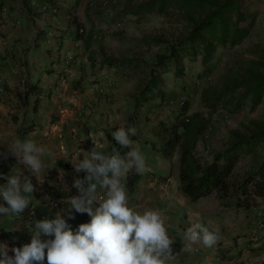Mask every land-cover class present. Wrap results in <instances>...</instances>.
Segmentation results:
<instances>
[{
	"label": "crops",
	"instance_id": "0c3cea01",
	"mask_svg": "<svg viewBox=\"0 0 264 264\" xmlns=\"http://www.w3.org/2000/svg\"><path fill=\"white\" fill-rule=\"evenodd\" d=\"M75 1L0 0V153L5 154L4 149L16 139L32 140L47 149L46 166L50 167L38 178L14 156L15 163L7 175L20 169L22 176L31 180L35 213L25 218L0 219V242L8 246V254L14 255L13 247L30 242L33 219L60 213L73 229L90 221L87 213L76 212L67 203L71 196L79 195L74 180L84 176L71 162L77 154L83 156L95 146L89 135L99 136L101 132L98 150L111 154L116 148L123 155L126 152L115 142L112 132L131 127L135 129L133 146L139 145L145 153L148 171L139 174L133 187L129 180L135 172L126 177L129 202L138 209L162 210L170 235L175 238L172 248L176 264H261L264 248L259 249L252 239L264 205L237 209L222 204L216 192L196 201L182 192L180 153L174 162V154L165 157L160 149L166 136L160 122L172 121L174 115L168 120L148 114L158 113L156 106L164 109L159 100L136 109L139 92L133 93L123 79L127 77L118 68L121 63L109 64L107 58L102 68L94 66L98 71L88 70L98 63L91 57V46L76 37L75 27L84 18L81 0L77 8H71ZM50 30L52 37L47 34ZM70 52L76 59L65 74L64 56ZM26 81L41 88V94L31 91L28 98H20L18 92H26ZM108 82L113 83L111 90L100 93L99 88ZM164 112L173 114L170 110ZM30 124H34L33 130L23 133L22 128ZM4 156L0 154V161ZM44 183L61 195L40 188ZM193 223L203 224L218 238L214 248L197 241L191 250H183L186 242L182 234Z\"/></svg>",
	"mask_w": 264,
	"mask_h": 264
},
{
	"label": "clouds",
	"instance_id": "9594fccd",
	"mask_svg": "<svg viewBox=\"0 0 264 264\" xmlns=\"http://www.w3.org/2000/svg\"><path fill=\"white\" fill-rule=\"evenodd\" d=\"M135 129L119 127L112 132L115 142L128 151L123 155L116 149L111 154L98 150L103 133L89 135L95 145L71 162L83 177L74 180L79 195L67 203L91 219L73 229L60 213L43 219H33L29 225L31 240L22 247H13L9 255L6 244L0 242V264H176L170 235V225L162 210L130 204L125 183L130 172L148 171L147 157L139 145L133 146ZM31 170L38 178L50 167L46 166L47 149L28 139H16L7 154ZM0 183V219H19L33 205L34 186L17 169L5 175ZM48 237L47 239H42ZM184 251L202 242L212 249L218 238L201 223H193L182 234Z\"/></svg>",
	"mask_w": 264,
	"mask_h": 264
},
{
	"label": "trees",
	"instance_id": "16d2710c",
	"mask_svg": "<svg viewBox=\"0 0 264 264\" xmlns=\"http://www.w3.org/2000/svg\"><path fill=\"white\" fill-rule=\"evenodd\" d=\"M79 0L71 6L77 8ZM177 7L190 15V28L182 38L165 42L167 52L158 53L150 68L148 81L135 97V108L159 100L167 101L166 74L171 73L177 79H184L188 66L185 60H200L199 76H208L216 68L217 55L220 50L232 48L242 43L255 26L257 11L249 10L243 0H149L134 6L136 14L145 11H165ZM107 63H121V60L107 59ZM26 92H18L20 98H28L31 91L41 94L42 89L35 83L26 81ZM243 88V90L241 89ZM205 103L217 107L223 100L233 109L249 105L252 109L264 102V73L252 72L233 83H228L218 91L206 94ZM192 99L184 98L173 109L172 121L160 122L166 134L161 149L162 155L171 158L177 151L180 153L181 190L191 200L196 201L214 192L222 204L237 209L257 208L264 205V160L258 168L243 178H233L234 171L242 158L254 153L264 145V128L254 131L249 136L239 138L225 149L213 155L211 160H204L196 154V147L208 127L209 119L199 112H190ZM34 124L22 128L23 133L33 130ZM124 152L128 149L124 148ZM7 154L8 149H4ZM14 156L7 155L0 161V173H7L13 164ZM140 179L135 173L129 180L133 187ZM4 178L0 177V183ZM38 184H35L37 187ZM45 188L60 196L61 192L44 183ZM52 189V190H50Z\"/></svg>",
	"mask_w": 264,
	"mask_h": 264
},
{
	"label": "rangeland",
	"instance_id": "374dc122",
	"mask_svg": "<svg viewBox=\"0 0 264 264\" xmlns=\"http://www.w3.org/2000/svg\"><path fill=\"white\" fill-rule=\"evenodd\" d=\"M145 1L149 0H81L79 6L84 21H80L75 27L76 37L80 36L81 40L91 46V57L98 63H93L88 70L98 71L94 70V66L102 68L107 58L122 60L118 68L127 77L123 79L130 84L133 93H138L148 81L155 56L167 52V45L157 40H178L190 28V15L174 6L163 12L153 10L136 14L133 11L134 6ZM243 2L249 10L258 12L249 37L232 48L220 50L216 68L208 76L198 75L201 70L200 60L188 59L185 60L188 69L184 79H177L171 73L166 74L167 101L161 103L164 109L156 106L154 109H159L158 113H148L158 116L154 119L170 120L174 113L164 111L173 112L171 106L175 108L184 98L190 97V112H199L209 119L208 127L196 147V154L204 160H211L214 154L237 139L264 128V102L253 109L246 105L235 110L232 104L226 105L225 100L213 108L203 99L207 93L218 92L224 85L243 79L252 72L264 73V0ZM47 34L52 37L54 33L50 30ZM65 57L66 55L64 60ZM162 111L163 114L160 113ZM176 155H179V151L175 153L174 162ZM263 160L264 145L261 144L254 153L242 158L236 166L233 178L241 179L255 171ZM262 224L264 208L260 212L257 231L253 234L255 239H252L257 241L259 249L264 248ZM260 263L264 264V260Z\"/></svg>",
	"mask_w": 264,
	"mask_h": 264
},
{
	"label": "built area",
	"instance_id": "2783aa9c",
	"mask_svg": "<svg viewBox=\"0 0 264 264\" xmlns=\"http://www.w3.org/2000/svg\"><path fill=\"white\" fill-rule=\"evenodd\" d=\"M81 32L83 31L82 29L80 30ZM76 57L74 55L73 52H70L69 54L66 55L65 60H64V68L62 70L63 73L67 74L71 65L73 64V62L75 61ZM113 83L112 82H108L107 84H105L104 86H102L101 88H99L100 93H108L111 90ZM5 175H7V173H5ZM4 178V177H3ZM35 213V209L34 207H30L29 210H26L25 213L23 214V217H27L29 215H33ZM262 226H264V224H262Z\"/></svg>",
	"mask_w": 264,
	"mask_h": 264
}]
</instances>
